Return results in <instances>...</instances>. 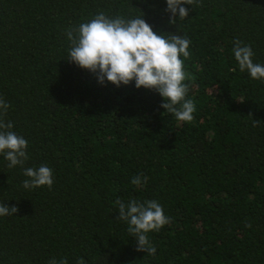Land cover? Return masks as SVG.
<instances>
[{
    "label": "trees",
    "instance_id": "obj_1",
    "mask_svg": "<svg viewBox=\"0 0 264 264\" xmlns=\"http://www.w3.org/2000/svg\"><path fill=\"white\" fill-rule=\"evenodd\" d=\"M182 6L188 16L170 23L166 0H0L4 120L28 141L22 167L0 154V204L18 208L0 216V264H264V79L233 53L239 40L264 65V0ZM99 13L190 41L191 122L158 92L101 85L67 60V30ZM41 165L51 189H25L23 169ZM117 200L163 207L170 222L147 234L155 255L136 250Z\"/></svg>",
    "mask_w": 264,
    "mask_h": 264
},
{
    "label": "clouds",
    "instance_id": "obj_2",
    "mask_svg": "<svg viewBox=\"0 0 264 264\" xmlns=\"http://www.w3.org/2000/svg\"><path fill=\"white\" fill-rule=\"evenodd\" d=\"M194 3L195 0H166L165 11L171 13L170 23L178 18L185 19L189 10L182 5L192 6ZM66 35L71 44L67 60L94 74L101 85L107 81L120 87L134 81L137 89L143 87L158 92L163 98L160 107L178 121L191 122L194 119L196 107L193 100L185 99L188 87L184 61L180 58L189 56L190 41L187 38L175 33L165 38L157 34L142 17L110 18L103 13L68 29ZM234 45L233 53L240 71L247 70L253 79H264V65L253 63L251 47L242 46L239 40H235ZM9 107L0 98V154L9 162L8 168L22 167L28 160V141L11 131L12 122H5L4 116ZM23 174L28 178L22 182L25 189L52 187V169L46 165L24 168ZM143 179L146 181L147 178ZM131 183L138 186L142 180L139 176L133 177ZM115 203L119 212L117 219L127 223L128 233L136 240V250L155 255L156 248L150 244L147 234L159 231L170 222L160 203L156 200H131L127 204L117 200ZM17 212L16 206L0 204V216ZM48 264H68V261L52 259ZM77 264L85 262L80 259Z\"/></svg>",
    "mask_w": 264,
    "mask_h": 264
}]
</instances>
